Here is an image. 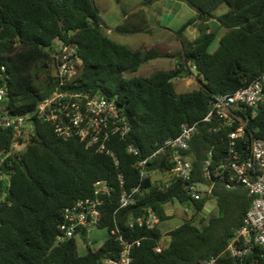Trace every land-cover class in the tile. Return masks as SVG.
I'll list each match as a JSON object with an SVG mask.
<instances>
[{
  "label": "trees",
  "instance_id": "1",
  "mask_svg": "<svg viewBox=\"0 0 264 264\" xmlns=\"http://www.w3.org/2000/svg\"><path fill=\"white\" fill-rule=\"evenodd\" d=\"M183 1L197 15L185 22L178 36L199 21L202 33L175 54V67L144 77L136 75L141 65L167 54L112 39L93 0H0V87L8 90L5 104L11 114L32 113L50 95L56 67L50 47L60 40L75 46L83 59L78 88L117 97L132 124L129 136L114 137L109 144L119 159L116 164L110 154L87 148L78 139L64 140L51 123L33 118L34 130L25 135L23 150L1 166L10 178L0 179V264H101L104 258L119 257L120 236L127 242L140 240L132 248L133 264H203L217 255L218 264H237L223 252L244 222L253 200L249 192L243 187L228 189L218 180L210 196L194 199L186 182L171 174L173 163L166 153L148 162L145 177L138 161L177 136L182 123L199 121L190 147L182 153L194 165L193 180L208 181L203 175L208 152L214 151L217 163L229 141L227 129H216V120L203 118L213 96L234 93L264 73V0ZM223 4L228 10L217 14ZM211 19L225 28L214 52L210 47L218 30L205 24ZM139 29L133 24L117 27L121 32ZM185 65L195 67L200 84L178 93L173 79L184 76ZM251 112L246 116L250 128L264 136V103L255 115ZM11 141V129L0 127V153L10 150ZM129 144L139 149L138 155L128 151ZM98 180L109 185V193L96 195ZM136 187V202L121 208L122 192ZM88 197L103 200L98 228L106 229L108 236L81 254L79 239L86 243L87 229L59 241V225L67 206ZM211 200L217 211L207 218L202 212ZM175 201L190 205L197 218L170 229L171 240L164 244L159 223L172 216L167 209ZM150 213L159 218L153 227L130 226Z\"/></svg>",
  "mask_w": 264,
  "mask_h": 264
},
{
  "label": "built area",
  "instance_id": "2",
  "mask_svg": "<svg viewBox=\"0 0 264 264\" xmlns=\"http://www.w3.org/2000/svg\"><path fill=\"white\" fill-rule=\"evenodd\" d=\"M55 58L53 70L54 85L49 96L38 103L35 116L54 126L56 134L64 139H78L96 152L110 154L115 163L119 159L109 148L114 137L125 139L132 132V124L126 113L125 105L118 98L108 97L100 91L78 88V80L82 74L83 59L75 46L63 41H56L50 47ZM8 90L0 87V127L12 131L11 148L0 153V179L9 181L10 175L1 169L8 157L20 154L25 146V135L34 130L31 113L14 115L8 110L5 101ZM264 103V73L250 85L238 89L234 93L213 96L210 108L203 121L216 120V129H227L229 147L226 154L215 163V154L211 150L203 162V175L207 182L194 181V165L182 151L190 147V141L198 131L200 122L182 123L180 133L167 139L155 152L147 158L140 159L138 166L142 177L148 175L146 166L154 157L166 153L173 163L171 174L186 182L188 194L194 199L210 196L218 180L225 182L228 189L243 187L253 197L245 215L243 224L237 228L223 253L237 260V264H264V136H258L249 126L247 112L252 115ZM34 116V117H35ZM33 117V118H34ZM128 151L134 155L139 149L134 144L128 145ZM122 179V175H120ZM96 195L110 192L104 180L95 182ZM139 187L132 191L124 190L120 197V207H127L136 202L135 194ZM103 200L99 197L79 199L63 210V220L59 225L58 240L73 237L78 230L84 228L89 232L98 227L102 217L99 206ZM182 205L186 213H191L190 205L180 202L171 203L168 213L173 214L175 205ZM159 222L155 214H148L131 221L130 226L153 227ZM123 248L118 258H104L101 264H133L132 248L140 245V240L127 242L119 237ZM90 244V238L85 246ZM157 251H161L158 247ZM220 255L206 259L203 264H218ZM249 257H252L249 259Z\"/></svg>",
  "mask_w": 264,
  "mask_h": 264
},
{
  "label": "rangeland",
  "instance_id": "3",
  "mask_svg": "<svg viewBox=\"0 0 264 264\" xmlns=\"http://www.w3.org/2000/svg\"><path fill=\"white\" fill-rule=\"evenodd\" d=\"M94 4L98 8L102 21L104 23L105 32L114 40L128 45L129 47H140L142 45L155 46L159 50L166 52L170 47H174L175 50L184 46V43L188 44L190 40L198 37L202 31H198L193 26L186 28L182 32L181 38L175 37L169 34L162 27H157L158 25H165L168 21L167 14H176L175 20L177 30L190 19L191 14H196V9L189 6L183 0H93ZM143 9V11H140ZM228 10L226 4L221 5L216 11L217 14L224 13ZM133 11L142 12L143 22H147L148 25L154 30L150 33L141 32H119L116 28L121 24H127L128 26L134 24H140L134 19H125V13H132ZM184 19V22L181 20ZM141 20V21H142ZM113 29V31H110ZM220 32H218L217 37L212 43L210 50L219 46L220 43ZM182 45V46H181ZM164 58V57H163ZM168 59H164L167 62ZM164 61L158 62L157 60L150 61L143 65L146 70H149L146 74H141V69L136 75H143L144 77L151 76L158 69H164L162 66ZM165 62V63H166ZM159 63V64H158ZM142 67V68H143ZM197 72L192 69V75L187 78H177L174 79V85L178 93L192 91L199 87V81L196 79ZM129 76V75H127ZM24 148V147H23ZM23 150V149H22ZM217 206L213 200L209 201L205 210L202 212L205 217L209 218L211 214L216 213ZM197 218L194 212L186 213L182 205H175L174 212L172 216L159 223V227L163 232L169 231L170 229L181 224L185 219ZM168 233V232H167ZM165 233L163 236V242L168 243L171 240V236ZM108 232L106 229H100L98 227H93L89 232L90 246L92 248H97L103 241L107 238ZM81 254L86 253L87 247L85 246L82 239H79Z\"/></svg>",
  "mask_w": 264,
  "mask_h": 264
},
{
  "label": "crops",
  "instance_id": "4",
  "mask_svg": "<svg viewBox=\"0 0 264 264\" xmlns=\"http://www.w3.org/2000/svg\"><path fill=\"white\" fill-rule=\"evenodd\" d=\"M140 11H143V9H141ZM143 15H145V14H142V12H138V11H133L132 13H125V19H134V20H137V21H139V22H142V23H140V24H137L136 22L133 24V25H135V26H139V31H137V32H141V33H150V32H153L154 30L152 29V27L150 26V25H148L147 24V22H143ZM197 15V11H196V14H191V17H190V19L191 18H193V17H195ZM175 16H176V14H167V19H168V21H166L165 22V25H158L157 27H162L164 30H166L169 34H172L173 36H175V37H178V34H177V28H176V26H179V25H177L175 22H176V20H175ZM143 19V20H142ZM142 20V21H141ZM184 19H182L181 20V22H184L183 21ZM189 20V19H188ZM187 20V21H188ZM186 21V22H187ZM185 23H182V25L179 27V29L184 25ZM203 25V23H202V21H199V23H197V24H194V25H192L193 27H195L196 29H198V31L200 30V27H199V25ZM205 24L206 25H208V27H213V28H215V29H217L218 30V32H220V38H221V36L224 34V32H225V28L224 27H222V26H220V24L218 23V21L216 20V19H211L210 21H207V22H205ZM189 28V27H188ZM116 30H117V28H116ZM110 31H113V29H110ZM118 31V30H117ZM119 32H121V31H119ZM124 33V32H123ZM127 33V32H126ZM197 38V37H196ZM195 38V39H196ZM195 39H192V40H190V41H194ZM189 41V42H190ZM219 45H220V43H219ZM182 46V45H181ZM143 47H147V48H150V47H155V46H152V45H150V46H146V45H142V46H140V47H138V48H143ZM219 47V46H218ZM218 47H216V48H214L213 50H210L211 52H214V51H216L217 49H218ZM134 49H137L136 47H133ZM182 49V47H180V48H177V50H175V48L174 47H170L166 52H164V51H162V52H164V53H166L167 54V56H165L164 58L163 57H160V58H157L158 59V62H162V61H164V59H168L167 60V62L166 61H164V63H163V65L162 66H165V68L164 69H171V68H173V67H175L176 65H177V62L179 61V58L178 57H175V54H179V52H180V50ZM157 59H154V60H157ZM151 61H153V60H151ZM150 61H148V62H146V63H149ZM166 62V63H165ZM146 63H144V64H142L141 65V67H140V69H141V74H146L149 70H146L145 69V67H143V65H145ZM159 64V63H158ZM189 65H185V68L182 70V74L184 75V76H180V77H176V78H174V79H177V78H187L189 75H192V69L193 70H195V67H191V66H189ZM143 67V68H142ZM189 68H190V70H189ZM140 69H139V71H140ZM138 71V72H139ZM196 71V70H195ZM137 72V73H138ZM143 76V75H142ZM173 79V80H174ZM196 79H197V77H196ZM198 80V79H197ZM205 210V209H204ZM168 212V211H167ZM193 212V211H192ZM170 214V213H169ZM170 215H172V214H170ZM168 231H165L164 232V234L165 233H167ZM162 242H163V240H162ZM164 244H166L165 242H163Z\"/></svg>",
  "mask_w": 264,
  "mask_h": 264
},
{
  "label": "water",
  "instance_id": "5",
  "mask_svg": "<svg viewBox=\"0 0 264 264\" xmlns=\"http://www.w3.org/2000/svg\"><path fill=\"white\" fill-rule=\"evenodd\" d=\"M53 76H56V73L53 71ZM36 112L35 109L33 110V112L31 113V118H28L26 120V122L31 123L33 121V117L35 116ZM26 171L28 172V170L26 169Z\"/></svg>",
  "mask_w": 264,
  "mask_h": 264
}]
</instances>
